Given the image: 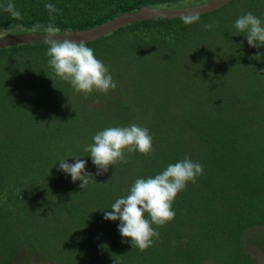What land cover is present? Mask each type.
Returning a JSON list of instances; mask_svg holds the SVG:
<instances>
[{
  "label": "trees",
  "instance_id": "1",
  "mask_svg": "<svg viewBox=\"0 0 264 264\" xmlns=\"http://www.w3.org/2000/svg\"><path fill=\"white\" fill-rule=\"evenodd\" d=\"M200 1L0 0V36L80 30L142 5ZM249 12L264 21V0H231L191 25L139 20L85 42L117 84L87 99L55 75L48 42L0 48V264H254L246 246L264 251V233L252 231L264 225V47L233 35ZM132 124L149 130L152 154L125 152L126 163L96 175L85 151L93 136ZM185 156L204 172L178 193L174 220L153 225L159 239L145 251L122 242L120 222L103 211L137 178ZM73 157L95 177L85 189L59 170Z\"/></svg>",
  "mask_w": 264,
  "mask_h": 264
},
{
  "label": "clouds",
  "instance_id": "2",
  "mask_svg": "<svg viewBox=\"0 0 264 264\" xmlns=\"http://www.w3.org/2000/svg\"><path fill=\"white\" fill-rule=\"evenodd\" d=\"M45 7L49 12L56 9L51 4ZM7 10L15 19L21 14L9 5ZM198 15L183 17L185 25L198 23ZM212 28V24L204 26ZM233 27V35L243 33L249 46L253 48L264 47V21H261L251 12L238 17ZM47 42L50 45L47 56L48 63L60 79L68 82L77 93H83L85 99L93 92L108 93L115 90L116 82L103 61L96 58L94 50L84 41L71 39V34H65L63 40L56 37L61 34L58 29L49 27L46 30ZM154 54V53H153ZM260 57L256 55L255 59ZM93 143L85 149L97 168L96 175L108 172L109 167L118 163H126L125 152H139L150 156L153 152V138L147 128L137 124L130 126L108 127L93 136ZM88 155V156H89ZM75 163H68V158H62L57 163L59 170L70 175L73 183L80 181V189H85L90 183L96 182L92 173L86 170L87 161L80 157ZM56 164V165H57ZM204 172L199 162L190 157L169 164L165 170L154 177L137 178L126 196H122L111 204V211L104 210V219L119 221L118 231L122 242L131 243L132 248L145 251L153 245L154 239H159V232L153 225L163 226L175 218L172 208L178 193L183 191L189 182L195 183ZM110 182V181H109Z\"/></svg>",
  "mask_w": 264,
  "mask_h": 264
},
{
  "label": "water",
  "instance_id": "3",
  "mask_svg": "<svg viewBox=\"0 0 264 264\" xmlns=\"http://www.w3.org/2000/svg\"><path fill=\"white\" fill-rule=\"evenodd\" d=\"M231 0H202L190 5L148 4L118 14L98 25L80 30H59L56 38L63 40L65 34L70 33L75 41L89 42L97 40L116 28L127 23L144 19H172L187 15H200L223 7ZM47 29H25L15 33L0 36V48L14 46L28 42H47Z\"/></svg>",
  "mask_w": 264,
  "mask_h": 264
},
{
  "label": "rangeland",
  "instance_id": "4",
  "mask_svg": "<svg viewBox=\"0 0 264 264\" xmlns=\"http://www.w3.org/2000/svg\"><path fill=\"white\" fill-rule=\"evenodd\" d=\"M252 231H262L264 233V225L260 226V227H255L252 229ZM247 250L249 253H251L254 257V264H264V251L260 250L259 248L253 247V246H246ZM21 264H46V263H42V262H29V261H25ZM207 264V263H206Z\"/></svg>",
  "mask_w": 264,
  "mask_h": 264
}]
</instances>
